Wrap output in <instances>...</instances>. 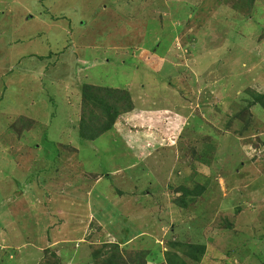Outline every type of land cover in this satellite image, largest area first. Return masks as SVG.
I'll return each mask as SVG.
<instances>
[{"label":"rangeland","instance_id":"rangeland-1","mask_svg":"<svg viewBox=\"0 0 264 264\" xmlns=\"http://www.w3.org/2000/svg\"><path fill=\"white\" fill-rule=\"evenodd\" d=\"M0 264H264V0H0Z\"/></svg>","mask_w":264,"mask_h":264},{"label":"trees","instance_id":"trees-1","mask_svg":"<svg viewBox=\"0 0 264 264\" xmlns=\"http://www.w3.org/2000/svg\"><path fill=\"white\" fill-rule=\"evenodd\" d=\"M93 87L87 86L83 88V103L82 104V119L80 121V125L78 127V137L82 141H95L98 137L102 136L103 133H106L111 129L112 125L117 119V111L115 110L114 104L117 99L115 95L117 92L111 91L108 89H104L103 95H99L94 93ZM262 98H258L257 101ZM111 100L112 102H108ZM262 104V103H261ZM97 109L101 111L104 115L107 116V121L97 128V123L94 124L92 120L95 119V116L92 112H86L88 108ZM88 116V117H87ZM182 191V198L178 199V206L180 208L187 207V197H197L201 195L203 191V187L193 190L180 189ZM171 247H181L180 243H171ZM189 255L190 259L195 262H198L199 256H203L206 251V247L204 245H193L189 247Z\"/></svg>","mask_w":264,"mask_h":264}]
</instances>
